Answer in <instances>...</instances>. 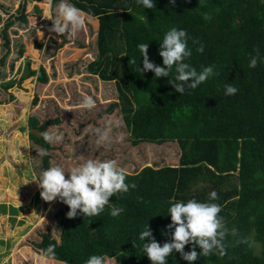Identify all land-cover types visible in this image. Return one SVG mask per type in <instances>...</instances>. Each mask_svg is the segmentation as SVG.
Returning <instances> with one entry per match:
<instances>
[{
  "label": "trees",
  "instance_id": "16d2710c",
  "mask_svg": "<svg viewBox=\"0 0 264 264\" xmlns=\"http://www.w3.org/2000/svg\"><path fill=\"white\" fill-rule=\"evenodd\" d=\"M68 1L98 19V54L87 69L102 81L114 82L118 101L112 106H119L131 143L176 142L181 155L177 165L161 166L153 183L139 173L129 176V183L138 177L140 193L112 196L99 216L78 214L67 219L70 209L64 203L57 221L73 223L72 232L63 233V249L46 232L33 242L41 263L86 264L92 255H101L114 258L117 264H152L143 251L145 241L139 239L140 233L149 225L161 246L172 242L175 229L168 228L170 202L195 199L219 204L226 227L237 229L238 234L226 237L225 256L200 255L191 264H264V0H153L154 8L137 0ZM205 13L210 20L203 18ZM15 20L9 15L2 28L6 51L0 65L5 64L8 29ZM173 27L188 34L192 55L185 62L198 72L214 66L218 73L196 89H187L188 81L184 94L168 82L174 79V69L164 77L138 71L143 68L141 43L149 45L150 62L164 67L159 54L162 39ZM201 44L203 53L196 51ZM257 52L258 64L249 68ZM131 58L135 65L129 64ZM42 71L39 79L45 82L47 75ZM228 84L238 89L235 95H225ZM49 123H34L31 129L41 133ZM31 134L44 150L56 148L42 136ZM148 183L146 196L143 184ZM212 191L218 193L215 201H209ZM112 207L124 211L112 216ZM253 242L258 243L259 253ZM49 245L55 246L54 256L42 257ZM192 248L189 243L184 251ZM196 250L201 251L199 246ZM167 264L190 262L173 250Z\"/></svg>",
  "mask_w": 264,
  "mask_h": 264
},
{
  "label": "rangeland",
  "instance_id": "374dc122",
  "mask_svg": "<svg viewBox=\"0 0 264 264\" xmlns=\"http://www.w3.org/2000/svg\"><path fill=\"white\" fill-rule=\"evenodd\" d=\"M59 2L0 0V58L6 51L2 28L9 15L16 19L8 29L10 45L5 64L0 65V264H42L33 242L40 241L46 232L63 249V233L72 232L73 223L57 221L65 204L58 198L44 201L38 182L30 181L33 173L39 175L50 167L61 166L66 178H70V168L89 159L110 158L127 173L125 182L136 184V188L123 193L127 196L140 193L138 177L129 183V176L139 173L153 183L159 168L177 165L181 155L176 142L131 143L119 106H112L118 101L114 82L102 81L87 69L98 54V19L82 12L85 27L74 38L52 33L49 29L53 21L43 15H55ZM19 14L23 15L21 19ZM42 70L47 75L45 82L39 79ZM84 94L96 100L91 111L79 107ZM62 106L72 110H62ZM109 119L120 121V127L113 126L112 135H123L124 139L98 147L96 136L89 130L103 128ZM47 121L50 123L45 130L62 133L64 139L53 144L56 148L49 150V155L41 157L38 150L44 148L31 134V126ZM149 184H143L146 196ZM253 245L259 253L258 243ZM106 262L117 264L114 258H107ZM56 264L64 263L57 260Z\"/></svg>",
  "mask_w": 264,
  "mask_h": 264
},
{
  "label": "clouds",
  "instance_id": "9594fccd",
  "mask_svg": "<svg viewBox=\"0 0 264 264\" xmlns=\"http://www.w3.org/2000/svg\"><path fill=\"white\" fill-rule=\"evenodd\" d=\"M171 2L174 3L175 0H171ZM137 3L147 8L155 7L153 0H137ZM43 17L53 21V25L49 29L50 32L69 38H74L85 27L86 23V17L82 10L68 3L67 0H60L56 5L55 15L49 12ZM203 18L205 20L211 19L207 13L203 14ZM188 39V34L184 29L173 27L165 33L159 53L163 58L164 67L150 62L148 43L139 44L138 49L143 57V68L139 67L138 71L142 73L153 71L155 77H164L169 76L174 69V79L168 82L174 85L177 92L184 94L185 84L188 81L191 82L187 83V89H196L209 77L218 73L214 72V66L204 67L198 72L196 68L185 62L186 58L192 55V50L188 47ZM193 42L198 43V41ZM196 51L203 53L204 46L201 44ZM258 60L259 53L257 52L256 56L251 57L249 68H255ZM135 63V59L131 58L129 64L135 65ZM237 92L238 89L231 84L225 86V95L233 96ZM79 107L91 111L96 107V100L93 96L84 94ZM62 110L72 109L62 106ZM113 126L120 127V121L109 119L103 128L97 127L89 130L91 134L96 136L98 147L123 141V135L113 137ZM40 136L48 144L60 143L64 139L62 133L48 130L41 132ZM23 146L30 147L26 144ZM38 155L43 157L49 153L47 150L40 149ZM67 172H70V178H66V171L63 167L54 166L42 171L39 175L33 173L34 178L30 181L38 182L44 201L53 202L58 198L68 205L70 209L67 213L68 218H75L78 214H83L86 217L99 216L105 206L109 205L112 196L127 193L130 187L136 188L135 183L129 185L125 182L127 173L122 167H119L116 160L96 161L89 159L79 166L70 168ZM217 199L218 193L212 191L209 194V201ZM170 203L169 213L172 222L168 228L175 229L172 234V242H165L161 246L153 237L149 225L139 235V239L145 241L143 251L152 264H167V257L173 250L179 252L183 259L189 261L190 264L196 261L200 255L207 257L216 254L223 257L227 254L225 239L229 233L236 236L238 230L235 228L229 230L226 227L223 217L219 215L222 210L219 204L198 202L195 199H190L186 203L182 201ZM123 211V208L112 207L111 215L119 216ZM189 243L193 245V248L186 252L184 249ZM197 246L201 251L196 250ZM54 249V245H49L42 253V257L54 256ZM86 264H107V262L104 256L92 255Z\"/></svg>",
  "mask_w": 264,
  "mask_h": 264
},
{
  "label": "water",
  "instance_id": "95a60500",
  "mask_svg": "<svg viewBox=\"0 0 264 264\" xmlns=\"http://www.w3.org/2000/svg\"><path fill=\"white\" fill-rule=\"evenodd\" d=\"M40 75H42V72L40 73ZM31 132L34 133L36 136L41 137L39 129L32 128Z\"/></svg>",
  "mask_w": 264,
  "mask_h": 264
},
{
  "label": "crops",
  "instance_id": "0c3cea01",
  "mask_svg": "<svg viewBox=\"0 0 264 264\" xmlns=\"http://www.w3.org/2000/svg\"><path fill=\"white\" fill-rule=\"evenodd\" d=\"M49 264V263H48Z\"/></svg>",
  "mask_w": 264,
  "mask_h": 264
}]
</instances>
